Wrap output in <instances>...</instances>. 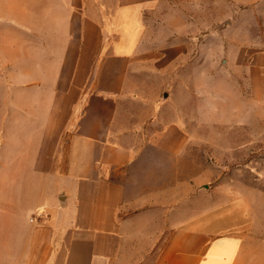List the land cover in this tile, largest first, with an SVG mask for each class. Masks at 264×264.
Returning a JSON list of instances; mask_svg holds the SVG:
<instances>
[{
    "label": "crops",
    "instance_id": "0c3cea01",
    "mask_svg": "<svg viewBox=\"0 0 264 264\" xmlns=\"http://www.w3.org/2000/svg\"><path fill=\"white\" fill-rule=\"evenodd\" d=\"M0 21L1 101L22 105L24 90L11 87L32 79L41 86L35 100L51 102L43 136L31 135L14 161L37 178L32 207L41 217L26 231L19 220L11 225L3 241L10 264H264V192L229 184L225 172L205 208L181 218L173 213L179 202L170 205L154 256L128 248L138 238L128 229L148 222L122 216L142 197L177 198L179 180L194 194L205 173L191 171L204 148L186 121L193 101L184 112L169 89L145 95L134 72L151 70L160 85L201 86L202 116L212 114V92L236 93L234 114L258 116L251 111L264 103V0H0ZM171 100L177 106L163 121ZM17 198L8 189L0 203L19 211Z\"/></svg>",
    "mask_w": 264,
    "mask_h": 264
},
{
    "label": "rangeland",
    "instance_id": "374dc122",
    "mask_svg": "<svg viewBox=\"0 0 264 264\" xmlns=\"http://www.w3.org/2000/svg\"><path fill=\"white\" fill-rule=\"evenodd\" d=\"M28 7L30 8L29 5ZM5 10L6 7L2 13ZM38 57L44 59L45 53H41ZM7 61H9L8 58ZM134 73L132 78H134L137 88L143 89L141 92H146L145 95L157 98L163 89H169L174 95L173 99H178L180 104L179 110H184V112H186L188 106L186 102L187 98L193 101L196 111L194 110L193 113V109L190 110L193 115L186 118V121L195 126V140L200 141V144H204V148H201L200 145L195 150L196 164L194 170L191 168L194 177L200 176L202 169L205 172L201 180L194 181V194L190 195V184L179 180L177 185L173 184L178 190L179 195L177 198L175 196H163L162 198L148 197L147 199L142 197L140 201L134 204L129 203L132 205H128L127 209L122 212L124 218H130V220L138 223L148 222L145 229H140L139 225L136 228L128 229L133 234L129 235V238L138 237L133 242H131L132 239L129 240L130 244H128V248L133 249L135 246L136 252L139 254L141 253L139 245H142V247H147L148 254L154 256L155 251H157L169 231L165 226L172 219L171 213L168 212L170 205L179 202L176 205L177 210L173 213L181 218L205 208L212 199H215L214 194L216 193L212 189L217 188L218 177L222 173L225 172L227 174L229 184L234 185L235 182H238L246 187L257 188L264 192V103L258 109L251 111L252 113L257 112L258 116L248 115V110H243V113L246 115H235L234 104L239 95L233 92V94L225 97L219 92L216 94L212 92V114L210 117L202 116V99L197 91H201V86H186L181 83L178 85H160V76L154 74L151 70H142L141 74L138 71ZM147 73L149 74L146 75ZM139 78L143 84H139ZM2 82L3 78L0 77V87L5 91L4 85L1 84ZM28 83H31V85L27 86ZM33 83V80L29 79L20 86L13 87L12 85V90H24L22 96L25 99L22 100V105L13 101L11 103L7 99L1 101L0 94V197L4 198L5 192L9 189V193H15L19 197L17 198L18 203L20 202L19 211L13 210V212L5 204L0 203V264L11 263V245L8 244L11 237V225L16 220H19L24 226L23 230L26 231L28 228L26 224H30L29 220H33V218L37 220L41 217V212L34 210L35 207H32L35 198H37V178H34L33 172L25 171L26 166H19L18 163L14 162L22 152V155H24L26 151V148L23 150L22 145L25 143L29 144L32 136L41 138L43 133L40 130L43 126L49 124L48 119L50 118H48L47 113H49V103L51 102L49 98L45 99L44 97L41 100H35L33 91H39L41 86ZM149 83L150 85H148ZM213 87L217 88L219 86L213 85ZM9 88L10 86L8 85ZM6 96L9 97L7 93ZM36 97L40 98L37 95ZM5 98L3 96V99ZM220 102H225L223 104L224 108L219 107ZM197 103H200V105ZM174 104L176 107V101L174 103L171 100L163 105L162 116L164 119L161 116L163 121L172 119ZM182 104L184 108H181ZM130 105V107H137L134 103ZM156 125L157 127L159 126L158 122L152 126V129ZM30 128L36 129L37 132L30 134ZM207 163L209 165H206ZM206 181H209L207 183L210 185L206 187L209 189L207 191L205 187H200V182L205 183ZM152 183L154 182H149V185ZM211 187L213 188L211 189ZM187 192L189 196L184 197ZM132 196L127 199V202H131L134 200L133 198L137 199L135 196ZM144 200H146V203H144ZM156 202H161L158 204H161L162 207L155 206ZM143 209H146V212H140ZM144 240H146L145 244ZM3 241H7L8 243Z\"/></svg>",
    "mask_w": 264,
    "mask_h": 264
}]
</instances>
